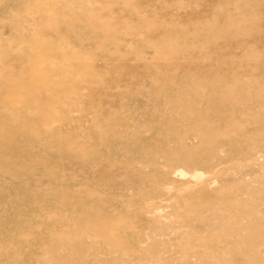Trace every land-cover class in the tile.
Instances as JSON below:
<instances>
[{"label": "rangeland", "instance_id": "rangeland-1", "mask_svg": "<svg viewBox=\"0 0 264 264\" xmlns=\"http://www.w3.org/2000/svg\"><path fill=\"white\" fill-rule=\"evenodd\" d=\"M0 264H264V0H0Z\"/></svg>", "mask_w": 264, "mask_h": 264}, {"label": "bare ground", "instance_id": "bare-ground-1", "mask_svg": "<svg viewBox=\"0 0 264 264\" xmlns=\"http://www.w3.org/2000/svg\"><path fill=\"white\" fill-rule=\"evenodd\" d=\"M178 2H179V1H178ZM176 4H177V2H176ZM194 5H195V4H194ZM175 11H176V10H175ZM253 17H254V16H253ZM249 31H250V30H249ZM252 32H253V31H252ZM250 34H251V33H250ZM248 35H249V33H248ZM189 56H190V55H189ZM189 56H188V57H189ZM253 58H254V57L252 56V59H253ZM249 59H251V58H249ZM255 59H256V58H255ZM255 59H254V60H255ZM202 60H203V59H202ZM247 60H248V59H247ZM203 61H205V59H204ZM255 61H256V60H255ZM254 64H255V63H254ZM61 87H62V86H61ZM114 89H116V88H114ZM108 90H109V89H108ZM56 102H57V101H56ZM77 115H78V114H77Z\"/></svg>", "mask_w": 264, "mask_h": 264}]
</instances>
